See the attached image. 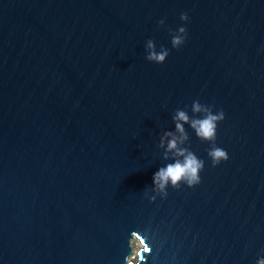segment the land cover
I'll return each mask as SVG.
<instances>
[{"label": "water", "instance_id": "obj_1", "mask_svg": "<svg viewBox=\"0 0 264 264\" xmlns=\"http://www.w3.org/2000/svg\"><path fill=\"white\" fill-rule=\"evenodd\" d=\"M167 132L198 183H153ZM261 260L264 0H0V264Z\"/></svg>", "mask_w": 264, "mask_h": 264}, {"label": "clouds", "instance_id": "obj_2", "mask_svg": "<svg viewBox=\"0 0 264 264\" xmlns=\"http://www.w3.org/2000/svg\"><path fill=\"white\" fill-rule=\"evenodd\" d=\"M181 19H187V16L182 14ZM162 22L163 21H160V23ZM179 32L184 33L185 29L181 27L179 28ZM182 42L183 40L180 35H175L172 39V45L175 48H178ZM148 49L149 52L146 58L149 61H155L156 63L162 64L165 62L166 57L169 56V51L167 49L157 52L155 50V45L151 40L148 41ZM193 110L197 113L201 111L206 112V115L203 118L193 119L191 121V126L195 129L196 134L205 140L214 139L217 130V121L225 118L223 111H221L218 116L213 115L210 111H207V109H202L201 104L198 101L193 103ZM174 120L176 121V130L186 139L187 137L184 134V126L180 121L189 122V116L184 111H177ZM165 136L172 137L167 144L168 150H175L177 156H182L184 158L182 161L177 159L175 163L160 168L158 172L154 173L153 183L158 184L161 189L166 186L169 180L173 185H177L181 180H187L189 185L198 183V173L203 167L202 162L191 153L185 155V150L178 148V140L180 138L176 137L172 132L165 133ZM209 155L212 156L217 163H219L221 159H228V153L221 148H215L209 153ZM259 264H264V260H261Z\"/></svg>", "mask_w": 264, "mask_h": 264}]
</instances>
